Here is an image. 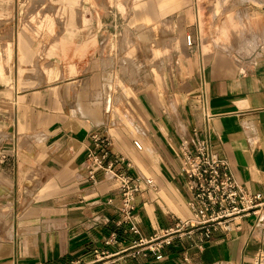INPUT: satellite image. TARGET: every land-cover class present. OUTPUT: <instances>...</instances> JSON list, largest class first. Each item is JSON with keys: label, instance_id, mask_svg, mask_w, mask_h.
I'll use <instances>...</instances> for the list:
<instances>
[{"label": "crops", "instance_id": "obj_1", "mask_svg": "<svg viewBox=\"0 0 264 264\" xmlns=\"http://www.w3.org/2000/svg\"><path fill=\"white\" fill-rule=\"evenodd\" d=\"M157 2L176 53L162 84L126 86L122 100L110 69L93 67L108 26L95 0H47L44 27L16 17V79L0 90V264L89 263L96 252L102 264H254L264 249L263 211L210 238L197 229L136 253L141 239L191 216L180 145L203 127V109L213 116V150L264 197V36L246 53L235 38L228 52V25L209 26L219 0ZM121 173L153 181L130 212L119 208L112 176ZM160 244L159 259L149 246Z\"/></svg>", "mask_w": 264, "mask_h": 264}, {"label": "rangeland", "instance_id": "obj_2", "mask_svg": "<svg viewBox=\"0 0 264 264\" xmlns=\"http://www.w3.org/2000/svg\"><path fill=\"white\" fill-rule=\"evenodd\" d=\"M99 1L100 6L97 0L95 5L103 10L100 20L107 21L108 26L102 30L103 49L94 57L93 67L103 64L106 72L110 69L109 73H113L117 100L126 97V86L137 90L140 86L162 84L164 70L176 53V41L172 23L162 22L161 15L154 12L159 0ZM219 1L222 12L210 15L209 26L228 25V52L236 50L232 43L235 38L241 48L247 39L253 41L250 47L253 51L255 42L264 36V15L258 7L264 0ZM14 3L0 0V90L13 85L16 79V17L38 22L42 27L47 18V0H14ZM145 9L147 12H142Z\"/></svg>", "mask_w": 264, "mask_h": 264}, {"label": "built area", "instance_id": "obj_3", "mask_svg": "<svg viewBox=\"0 0 264 264\" xmlns=\"http://www.w3.org/2000/svg\"><path fill=\"white\" fill-rule=\"evenodd\" d=\"M187 41L189 44L192 43L190 35L187 36ZM203 116L204 125L195 131L191 143L182 142L180 145L181 171L188 177V188L191 192V198L188 201L191 216L178 220L172 228L165 230L163 236L155 235L152 240L141 239L140 243L135 245L139 247L136 253L141 252L145 245L161 237L166 238L174 234L191 235L195 230L201 229L205 236L210 238L214 230L226 227L233 218L255 214L260 219L263 215L264 197L260 193H249L235 178L230 163L213 150L211 138L213 116L205 109H203ZM96 140L102 141L100 138ZM135 144L138 148H142L138 141ZM95 162L99 165L98 159ZM112 177L118 180L122 199L119 208L125 212H130L136 207L142 183L153 184L151 179L146 180L139 175L129 176L121 173L119 176L114 174ZM133 230L138 231L135 227ZM114 242L112 238L107 240V243ZM162 246V244L157 247L149 246V249L160 259L163 257ZM104 258V252H96L95 258L89 263L75 260L70 264H102L105 263ZM254 264H264V249L257 253Z\"/></svg>", "mask_w": 264, "mask_h": 264}, {"label": "bare ground", "instance_id": "obj_4", "mask_svg": "<svg viewBox=\"0 0 264 264\" xmlns=\"http://www.w3.org/2000/svg\"><path fill=\"white\" fill-rule=\"evenodd\" d=\"M263 35V34H262ZM264 41V40H263ZM252 42L253 41H251V40H249V39H247L244 43H242L243 45H242V51H247V49H248V51H251V49H250V47L252 46ZM254 44V43H253ZM255 46V45H254ZM256 47V46H255ZM259 47V46H258ZM247 51V52H248ZM241 52V51H240ZM259 55V54H258ZM107 79H108V81H110L111 79H112V74H110L109 76H107Z\"/></svg>", "mask_w": 264, "mask_h": 264}]
</instances>
